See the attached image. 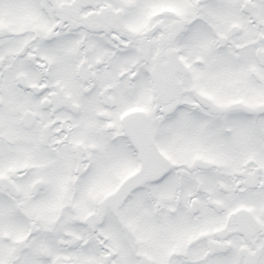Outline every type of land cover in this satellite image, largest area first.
<instances>
[{
	"label": "snow or ice",
	"instance_id": "obj_1",
	"mask_svg": "<svg viewBox=\"0 0 264 264\" xmlns=\"http://www.w3.org/2000/svg\"><path fill=\"white\" fill-rule=\"evenodd\" d=\"M0 264H264V0H0Z\"/></svg>",
	"mask_w": 264,
	"mask_h": 264
}]
</instances>
